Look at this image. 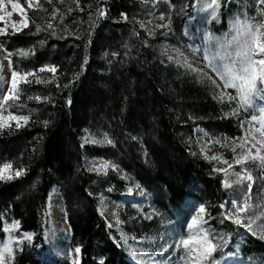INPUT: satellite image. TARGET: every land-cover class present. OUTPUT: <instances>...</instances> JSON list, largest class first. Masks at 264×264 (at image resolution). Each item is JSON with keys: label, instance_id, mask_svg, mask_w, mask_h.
I'll return each mask as SVG.
<instances>
[{"label": "trees", "instance_id": "1", "mask_svg": "<svg viewBox=\"0 0 264 264\" xmlns=\"http://www.w3.org/2000/svg\"><path fill=\"white\" fill-rule=\"evenodd\" d=\"M18 2L30 21L29 26L21 32L0 36V43L13 52L34 46L35 55L22 60L14 54L13 68L28 70L55 64L58 69L57 80L51 84L21 85L24 94L20 103H26L27 107L10 110L19 115H29L30 109L36 111L30 114L27 125L20 129L13 125L0 133V163L11 162L14 168L26 169L18 179L0 182V213L9 222L12 218L20 220L21 232L37 234L35 247L25 242L23 251L17 250L14 264H71L67 258L46 254L49 248L43 233L45 228L53 231V226L49 217L47 225L44 224L43 213L49 193L52 196L54 192L60 195L64 218L66 210L65 221L70 226L67 236L58 234L59 243L65 248L83 245L82 264H97L101 256L106 257L105 264H132L124 249L113 242V236L119 239L117 231L108 228L97 211L96 193H103L117 205L119 218L125 221L120 228L136 238L141 234L165 236L169 223L174 224L178 218L175 204L179 200H189L197 206L204 203L211 227L233 231L230 249L237 253L235 264H264V240L249 233L241 234L231 221L219 223L222 211L219 205L229 199V192L222 188L223 173H214L212 169L214 165L225 168L227 165L204 159L193 134L200 127L212 139L240 137V121L250 116L244 110L239 115L225 116L231 106L214 99L208 83L186 75L183 68L167 61L160 54L161 38L148 36L139 24L133 25L134 15L146 23L150 5H143L142 0H106V16L91 29V43L85 52L88 9L74 10L64 20L72 28L78 18L85 21L79 28L82 38L60 39L48 31L36 33L31 21L43 25L50 17L34 7L28 8L26 0ZM41 3L51 12L45 0ZM80 3L82 7L91 3L93 11L97 6L96 0ZM235 3L243 6L249 16L256 15L255 0H235ZM220 4V25L224 28L232 4L228 0H220ZM58 6L65 11L64 5ZM121 12L128 14V21L120 18ZM53 24L58 25L59 20ZM133 27L140 33L138 37L132 35ZM41 40L45 41L43 46ZM144 40L148 41V47L143 46ZM73 76L74 82L64 88ZM56 83L60 84L59 89ZM49 94L54 103L27 100L28 95ZM45 119L49 121L47 127L42 123ZM85 130L107 133L115 140V147L84 144L82 148ZM133 136L137 139L133 140ZM192 152L197 155H191ZM206 152L220 153L232 161L231 149L219 144H208ZM101 158L116 162L120 170L109 169L106 176L86 170L91 159ZM124 174L127 179L122 178ZM34 182L35 189L31 187ZM135 184L141 186V202L124 198L128 188ZM109 188L112 190L108 191ZM88 191L94 195L89 196ZM153 210L157 214L145 219V213L152 214ZM4 237L0 231V240ZM229 260L233 263L232 258Z\"/></svg>", "mask_w": 264, "mask_h": 264}, {"label": "snow or ice", "instance_id": "2", "mask_svg": "<svg viewBox=\"0 0 264 264\" xmlns=\"http://www.w3.org/2000/svg\"><path fill=\"white\" fill-rule=\"evenodd\" d=\"M11 4L12 12H20L22 20L20 22L10 21L12 12L5 10L4 0H0V21L4 22L3 26H0V36H6L8 34L7 29L10 24L13 29V34L21 32L23 28L29 26L30 21L26 18L24 9L18 0H8ZM170 0H142L143 5H151L146 10V15L149 17L155 16V19L160 21L155 26L157 28L166 29L164 35H168L171 32V5L169 10L159 11L158 15L155 10L159 8L161 3L169 4ZM45 3L51 6V12L45 7L41 0H27L28 8H36L39 12L46 13L50 19H47L42 25L35 20L31 21L35 25L36 33L41 31H48L51 36L65 39L68 36H75L76 39L82 38V32L79 31L80 25L85 23L81 19L73 21L76 25L72 28L71 25L65 24L64 20L67 15H70L74 10L84 12L86 9L88 15L89 28L84 30L87 33V43L85 44V52H87V45L91 43V29L95 27L96 22L106 16V0H96V8L92 10V4L89 3L85 6H81L80 0H45ZM256 3V15L249 16L248 12L243 11L237 13L229 21V32L225 33L222 37L216 36L213 33H205L202 40V47L196 48L194 45H187L192 50L193 56L199 55L202 61L205 63L207 69L198 67L197 63H193L192 60L185 55L180 48L172 47L169 52L168 47L161 50V56L166 57L167 61L175 63L177 68H183L186 75H194L198 81L202 83H208L213 89V98L221 104L227 102L232 104L235 102L236 107L230 109L225 116L238 115L240 110L247 112L249 109H259L260 116L252 115L248 120V127L245 128V121H240V127L243 129V135L235 138H215L208 139V144H219L221 147L230 148L232 152V161L224 158L220 153H213L209 155L204 148L200 149V154L204 159L217 164L227 165V167L213 166L212 171L225 174V179L222 181V185L225 189H231L234 186L240 187V195L238 197H229L228 200L219 205L220 221L221 225L225 224V221H231L232 225H235L237 229L243 228L253 236H258L264 240V199H260L259 203L253 205L252 201V187L254 183V176L252 171L248 168V163L251 162L255 167L260 169V180L264 183V0H255ZM58 5H64L65 11H62ZM188 5L185 4V7ZM191 7L197 12H207L212 19H218L219 9L221 7L220 0H192ZM183 9H181L182 11ZM120 18L124 21L129 20V16L125 12H121ZM257 16L259 19H257ZM44 19V17H41ZM59 20L58 25H54V20ZM133 25L139 24L141 29H144L148 36H154V33L148 29L144 20L137 19L132 16ZM147 23H152L149 20ZM62 25V27H60ZM59 28V31H57ZM133 36H139L140 33L133 27ZM40 45H44L45 41H39ZM143 46L148 47V41H143ZM127 47V46H125ZM0 50H3L4 55L0 57V72L3 71V61H8V69L10 70V79L6 81L8 84L7 91L0 90V133L5 129H11L14 125L15 129L29 123L30 114L35 112L36 109H30L29 115H19L11 111L13 107L23 108L27 107L26 103H20L21 96L24 94V89L21 85L36 84H51L57 80L58 65L55 64H43L38 69L13 68L12 56L15 54L22 60L35 55L34 46L28 48H18L13 51H9L3 43H0ZM112 56H116L117 53H112ZM125 55H128L125 52ZM88 57L85 55L84 63H87ZM163 63V61H161ZM83 67V65H81ZM41 73H51V77L41 76ZM78 75V74H77ZM76 76H73L72 80L64 84L63 87L67 88L74 82ZM56 87L59 89L60 84L56 83ZM228 89L234 90L233 92ZM36 100L37 102L43 100L49 103H54L51 98V94L46 96L40 95H28L27 100ZM67 103L71 104L70 97ZM190 119H194L190 117ZM45 127L48 126L49 121L45 119L43 122ZM86 135L82 137L81 147H84L85 143H91L95 145H111L115 147L116 142L109 137L107 133H104L101 138H97L95 135L88 133L85 130ZM207 136V133L204 134ZM133 140L137 137L133 136ZM239 149V151H237ZM253 149L255 151H253ZM145 155L147 153L145 152ZM191 155L195 156L197 153L192 152ZM234 165H239L240 170L236 171ZM109 169L112 171H119L120 166L112 160L101 158L99 162L95 159L91 161L87 166V171L95 172L97 175L108 174ZM231 170V171H230ZM79 171V169H77ZM26 169L24 167L14 168L11 162L0 163V182H8L18 179L25 174ZM229 174L234 179H228ZM122 178L127 179V175L124 174ZM246 184V191L244 186ZM36 188L34 182L31 186ZM140 190L141 186L135 184L128 188V193L131 194L133 190ZM112 189L109 188L108 191ZM89 196H93L94 193L88 191ZM98 197L97 211L101 217L105 218V222L108 228H117L119 231V239L112 237L113 242L117 247L123 248L127 244L129 239L128 234L120 229V225L125 223L119 218V214L113 211L112 215L115 219V223L109 221L105 216L108 205L106 204V197L103 193H96ZM230 206H227L229 205ZM177 220L175 223H169L168 229L165 232V236H161V240L166 239V246L155 249L157 254L168 253L169 249L172 250V255L167 260H160L155 256L149 254L150 249L141 247L139 251L135 249H129L127 254L133 261H138V264H146L145 257H147V264H173V256L178 257L177 264H229V259H233L237 253L230 249V241L233 236V231H225L223 228L216 229L208 224L210 218L206 206L204 203L195 205L192 201L181 199L175 204ZM63 210V209H62ZM65 211V219L67 218V212ZM155 210L152 214L145 213V219H152L156 215ZM44 224L47 225L48 217L51 215V193H49L48 203L45 207ZM190 216V219H189ZM0 221H3L0 225V231L5 234L4 239L0 240V264H14L17 250L23 251V245L27 242L29 245H33V241L36 239V233L32 231H20V220L12 218L9 222L5 219V214L0 213ZM259 222V223H258ZM186 223V231L184 225ZM68 231H70V226ZM44 238L49 243V250L46 254L51 255H67L71 257V264H82L83 257V245L76 244L74 247H62L59 243V237L56 231L49 232L47 228L44 230ZM66 236V234H65ZM136 239V237H131ZM123 242V243H121ZM35 247V245H33ZM106 257L101 256L97 264H105ZM55 264V262H52Z\"/></svg>", "mask_w": 264, "mask_h": 264}, {"label": "rangeland", "instance_id": "3", "mask_svg": "<svg viewBox=\"0 0 264 264\" xmlns=\"http://www.w3.org/2000/svg\"><path fill=\"white\" fill-rule=\"evenodd\" d=\"M228 1L233 5V7H232V5L229 6V9H228L226 16H225L226 17L225 18L226 25L224 28H221L219 14H218V17H219L218 19H212L208 15L207 12H197L195 9H193L191 7L192 1H191V4L189 5V3H188L189 0H170L169 4L161 3L159 5V8L155 10V13L158 15L159 11H166L167 12L169 10L170 5H171L170 10H171V29L172 30L170 33H168V35H164V33L167 31L166 29L157 28L155 26L157 23H160V21L155 19V16L149 17V16L145 15L146 24H147L148 29L154 33V36H158L161 38L162 41H161L160 51L163 48L168 47L169 52L171 54L175 55V53L171 52V48L173 46L180 48V50L182 52H184L185 55H187L192 60L193 63H197L198 60L200 61L197 64L198 67L205 68L206 71L210 72V70L206 68L205 63L202 61L201 57L199 55L194 57L192 50H190L187 47V45H194L196 48H201L202 47V40L204 38L205 33H213L216 36L222 37L225 33L229 32V29H230L229 21L231 18L234 17L235 14H237L239 12V13H241V18H243L242 13H243V11H245L244 7L241 6L240 4H236L235 0H228ZM26 2H27V0H26ZM206 2H210V0H206ZM4 3H5V10L12 12L11 4L8 2V0H4ZM185 4H187L188 6L185 7ZM150 7H151V5H150ZM181 9H183V10L181 11ZM21 20H22V17H21L20 12H12V15L10 17V21L20 22ZM149 20H152V23H147ZM3 25H4V22L0 21V26H3ZM11 31H13V29L11 28V26L9 24L7 32H11ZM3 55H4L3 51L0 50V57H2ZM164 58L166 59V57H164ZM3 64H4L3 71L0 72V90L7 91L8 84L6 83V81H8L10 79V70L8 69V61L7 60H4ZM173 64H175V63H173ZM210 74H212V73L210 72ZM212 75H214V74H212ZM228 91L234 93V90H232V89H228ZM258 103H264V102L258 101ZM228 105H230L231 108L236 107L235 102H233L232 104H228ZM247 113L249 114L250 117L252 115H256L257 117L260 116L259 109H256V110L249 109L247 111ZM239 114H240V112H239ZM247 120L248 119L242 120V121H245V128L248 127ZM240 131H241V135H243V129L241 127H240ZM88 133L95 135L97 138H101L103 136V133L99 132V131L88 132ZM205 133L206 132L200 127H196L194 129V133H193L194 139H195V142H196V145H197V148L199 151L201 148H204L206 151L207 146H208L207 140L212 139L208 133H207V136H205L204 135ZM85 135H86V133L84 134V136ZM85 144L95 145V144H91V143H85ZM237 151H239V149H237ZM253 151H255V150L253 149ZM93 160L94 159H91L87 163V166ZM95 160L97 162H99V159H95ZM247 166H248L249 170L252 171V174L254 176V183H253L252 193H251V196H252L251 202L253 203V205H256L259 203L260 199L264 198V195H263L264 194V183H262L260 178H259L260 169L255 167V165L252 164L251 162H249ZM234 169L236 171H239L240 166L234 165ZM224 179H225V174L223 173L222 181ZM228 179L232 180V179H234V177H232L229 174ZM246 184H247V182H245V186H244L245 191L247 190ZM222 188L225 189L223 187V185H222ZM225 190H227L229 192V197H238L240 195V187L239 186H234L231 189H225ZM124 198H126L128 200H134L137 202H141L143 200V194L140 190L134 189L131 194H129V193L125 194ZM106 204L108 205V207H107V210L105 212V216L107 217V219L109 221L115 223V219H114L112 213H113V211L117 212V205L109 199H106ZM227 206H230V204ZM49 218L51 220L53 230L56 231L57 235L62 234L63 236H65V234H66V236H67L69 234V231H68L69 228L66 224L64 214L62 211L61 198H60V195L57 194L56 192H54L51 196V215ZM104 220H105V218H104ZM111 229H114L115 231H117V233L119 235V231L117 230V228L113 227ZM239 230H240L241 234L249 233V232H247V230H245L243 228H239ZM185 231H186V229H185ZM249 234H251V233H249ZM131 236L132 235L129 236L127 244L124 245V247H123L126 254H127L129 249H135L136 251H139L141 247H144L146 249H150V252H149L150 255L155 256L160 260H167L168 257L170 255H172L171 249H169L168 253L159 254V255L155 251V249L161 248L162 246H166L167 241L161 240L160 235L153 236V235L141 234V236L139 238H136V239H132ZM256 237H258V236H256ZM46 243H47V247L49 248V243L47 240H46ZM121 243H123V242H121ZM127 256H128V258L132 264H138V261H133L128 254H127ZM55 257L56 258H67L71 261V257L67 256L66 254L65 255H55ZM145 261L147 264V257H145ZM177 261H178V257L173 256V264H177ZM180 264H182V262H180ZM229 264H233L232 261L229 260Z\"/></svg>", "mask_w": 264, "mask_h": 264}]
</instances>
